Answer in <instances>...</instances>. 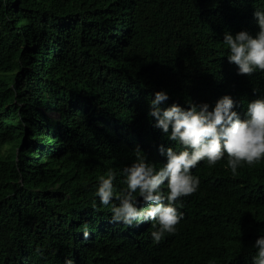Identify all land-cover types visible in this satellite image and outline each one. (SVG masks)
Returning <instances> with one entry per match:
<instances>
[{
    "label": "trees",
    "instance_id": "16d2710c",
    "mask_svg": "<svg viewBox=\"0 0 264 264\" xmlns=\"http://www.w3.org/2000/svg\"><path fill=\"white\" fill-rule=\"evenodd\" d=\"M250 10L264 0H0V264H253L264 161L198 164L159 244L124 239L95 195L109 171L126 188L137 146L157 169L161 146L182 150L154 127L156 92L162 109L264 98V72L239 75L223 44Z\"/></svg>",
    "mask_w": 264,
    "mask_h": 264
},
{
    "label": "clouds",
    "instance_id": "9594fccd",
    "mask_svg": "<svg viewBox=\"0 0 264 264\" xmlns=\"http://www.w3.org/2000/svg\"><path fill=\"white\" fill-rule=\"evenodd\" d=\"M252 13L255 19L250 21L248 15L237 34L225 33L223 38L229 50L228 62L236 65L238 74L244 76H252L257 70L264 72V11L250 10L249 14ZM168 99L165 92H156L149 115L156 120L154 127L164 134L170 132L168 139L182 150L177 152L170 147L165 151L161 146L166 162L157 169L147 162L146 156L141 157L137 146L134 150L137 162L123 169L126 188L115 192L116 177L109 171L99 177L95 193L102 205H111L109 224L122 229L124 239L133 243L142 244L150 235L152 243L159 244L165 233H175L183 216L174 204L197 191L199 179L191 172L201 162L211 167L226 161L235 175L243 165L251 167L264 161V98L240 106L224 96L211 111L206 103L186 104L184 109L177 105L162 109L160 105ZM114 199L118 204L112 203ZM141 202L147 207H139ZM88 235L85 231V239ZM254 247L257 253L253 264H264V236L255 241Z\"/></svg>",
    "mask_w": 264,
    "mask_h": 264
},
{
    "label": "bare ground",
    "instance_id": "6f19581e",
    "mask_svg": "<svg viewBox=\"0 0 264 264\" xmlns=\"http://www.w3.org/2000/svg\"><path fill=\"white\" fill-rule=\"evenodd\" d=\"M212 2V1H211ZM236 4V3H235ZM218 5V4H217ZM222 7V6H221ZM216 8V7H215ZM192 9V8H191ZM213 20V19H212ZM160 146V145H159ZM160 152V151H159ZM164 156V155H163ZM157 158V157H156ZM76 237V236H75Z\"/></svg>",
    "mask_w": 264,
    "mask_h": 264
}]
</instances>
